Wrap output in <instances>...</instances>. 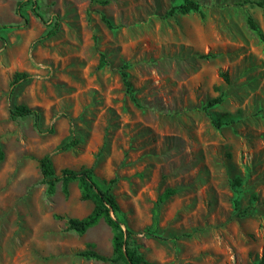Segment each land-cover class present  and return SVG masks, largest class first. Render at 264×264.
Listing matches in <instances>:
<instances>
[{
    "label": "rangeland",
    "instance_id": "374dc122",
    "mask_svg": "<svg viewBox=\"0 0 264 264\" xmlns=\"http://www.w3.org/2000/svg\"><path fill=\"white\" fill-rule=\"evenodd\" d=\"M25 1L0 0V264H125L80 255L113 258V230L68 229L95 204L48 193L45 155L111 187L142 264H264V0Z\"/></svg>",
    "mask_w": 264,
    "mask_h": 264
},
{
    "label": "trees",
    "instance_id": "16d2710c",
    "mask_svg": "<svg viewBox=\"0 0 264 264\" xmlns=\"http://www.w3.org/2000/svg\"><path fill=\"white\" fill-rule=\"evenodd\" d=\"M34 3V11L38 17H42L41 14L37 11V2L36 0H27L25 2L19 3L18 10H21L22 7L27 2ZM252 0H244V2L248 3ZM258 4L260 6H264V1H259ZM176 10L186 14L192 11L201 12V4L196 0H182L178 5L173 6L169 11H167L166 16L172 15ZM250 20V25L253 29H256L255 23ZM1 28V26H0ZM58 32V23L48 31V33L43 36L44 38H51L55 36ZM127 67V66H126ZM226 81H229V77L226 73L222 74ZM123 79L127 86L128 92L131 91V82L128 79V72H122ZM30 78L27 73H17L13 82V85H18L22 81H27ZM222 101L221 97L214 98L209 101V106H213ZM11 117L13 119L17 117H26V116H34L35 118V126H39L40 114L37 109L31 108L27 105L17 106L10 111ZM231 121L220 120L216 122V126H221L223 124H229ZM52 131V130H51ZM77 144L76 139H72L69 142L63 144L60 149L66 150ZM40 168L43 176L42 182L47 184L48 193L52 194L55 191L56 184L60 181L63 182V187L65 191H67V184L70 181L77 180L79 183V187L81 190V199L82 200H93L94 208L92 211L86 215L85 217L79 218H69L68 219V229L76 231L77 233L83 234L88 229L97 225L101 220H104L113 230V258H108L98 251L94 249H86L80 252V255L87 258H94L102 261H123L125 264H142L145 262L143 255H141L135 248L131 247L129 241L131 239L132 232L131 230H124L122 227V222L113 216L115 212L120 209L119 203L112 192L111 187L104 188L101 186L94 177L93 168L82 167L80 170H75L72 168H65L62 170L60 175L56 174L55 168L53 166V162L50 155H45L40 160ZM176 192L175 189L169 188L167 189L161 197V201H165L167 197L174 194ZM264 263V261H263Z\"/></svg>",
    "mask_w": 264,
    "mask_h": 264
}]
</instances>
